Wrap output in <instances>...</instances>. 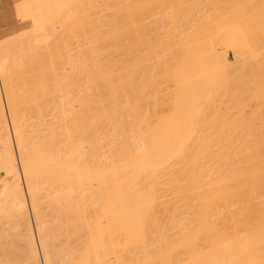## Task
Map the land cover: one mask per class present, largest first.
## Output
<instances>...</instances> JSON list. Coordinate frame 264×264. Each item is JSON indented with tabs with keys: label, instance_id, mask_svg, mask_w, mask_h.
<instances>
[{
	"label": "bare ground",
	"instance_id": "1",
	"mask_svg": "<svg viewBox=\"0 0 264 264\" xmlns=\"http://www.w3.org/2000/svg\"><path fill=\"white\" fill-rule=\"evenodd\" d=\"M83 1L47 0L46 3V0H44L43 2L50 9L48 8V12L42 11L44 14L46 13L45 18L48 21L50 20V24V22L53 23V19L59 21L63 15L66 16V14H69L68 12H72L74 5L72 4L73 6L70 7L71 3L80 4ZM98 1V6L96 4L98 10L106 12L103 15H101L102 12L98 13L101 16L97 17V22L94 23L96 18H93L94 20L91 19L89 23L85 19H88L87 16L91 15L90 11L93 8L88 15L84 14L87 15L84 19L86 22L81 21L86 26L92 24V28L95 24L93 35L97 41L98 51L96 50L95 56L92 55L94 58L92 57L91 67L87 70L88 85L85 87H90L91 93L69 94L71 93L70 90L76 87V82L69 76L70 71L62 69L63 74L65 72L63 79L55 81V73H57L56 70H58L59 65L57 58L60 57L55 58L53 56V59L47 61L48 64L45 63V60V62H37L40 57H43V54L30 47L29 50L21 47V55L23 54V57L29 60L25 63L23 59L24 66L19 67V72L25 73L29 70L32 77L28 80L25 79V81L22 79L21 91L15 93L16 90H13L11 78L16 74H11L13 67L18 66L13 62L15 60H12L13 55L9 52L10 48L8 49L6 44L0 43V88L4 95V104L0 96V169H3L5 173V181L3 180L5 183L2 181L3 186L6 184L0 190V195L4 199L7 198L5 203L2 200L3 198H0V264H41V260L43 264H239L241 254H243L241 253L242 246L247 249L250 245L248 247V250H250L247 251V255H249V252H252L251 243L252 241L253 243L256 242V237L254 238L251 234L254 240L249 237L246 245L241 246L239 234L235 232L236 227H232L235 233L230 227L238 225L237 229H239L238 227L242 223L240 221H243L240 220V213H243V211L241 209L238 213L236 210H231L233 207L230 205L226 208V210L228 209L226 217L223 210L225 205L227 207L230 204L229 201L232 202L237 196L238 201L242 200H239V198L241 196L240 192L245 189L244 187L248 189V191L246 190L247 193L249 192L246 199L250 197L249 200H252L255 194L257 196L260 188H264L263 185L260 186L261 180L264 179L262 177L264 176L262 175L264 174V168H261L264 165L259 167L262 162L264 163V153L260 151L259 154H263L260 157L256 150L259 147L264 150V133L262 131L260 133L262 140L261 137L259 138V131H256L261 127L264 128V125L260 124H264L261 118L264 116L263 111H261L262 104L264 105V97H261L264 94V91H262L264 90V78H262V74L259 75L261 71H258V68L262 65L260 63L264 62V0H189L191 3L187 0L189 4L185 0L184 5L183 0ZM26 2L29 5L26 4L25 7L23 5V8L31 7L30 1ZM42 4L40 8L44 9L46 5L43 7ZM84 4L89 3L84 2ZM92 4L94 6V3ZM242 5H244L243 8H241ZM91 7L92 5L90 9ZM38 8L39 6L33 9L36 11ZM153 8H156L157 11H152ZM224 8L225 13L218 11L220 9L224 10ZM208 11H210V14L207 13ZM73 12L68 16L73 17L71 14L76 13ZM95 12L98 11L95 10ZM95 12L92 11V14H95ZM153 12L158 14L157 17H154L155 21L160 20L163 26L166 27L165 30L163 29L162 39L160 37L158 38L161 40L157 39V41H160H158L160 43L158 50L156 49L158 43L154 44L152 40L150 41V38L148 39L154 31V27L158 28L155 21L147 22L153 20ZM85 13H88V11ZM25 14L27 13L25 12ZM19 15H22V12ZM36 16L35 14L33 17L34 24L37 21L40 22L39 19L42 17L40 14L38 15L40 17ZM143 18L144 20L149 19L146 21L148 26L151 27L154 24L153 31L149 30L150 33L148 29L151 28H145L147 25L146 22H142ZM60 23L61 21L57 24L60 25ZM38 24H35V29L38 26L41 27V23ZM160 26L157 30L161 29ZM74 27L76 28V26ZM89 27L90 25L87 29ZM48 28L50 29V26ZM65 28L67 29V27ZM92 28L90 29L91 32H93ZM35 29H32L34 34L40 28H37L36 31ZM55 29L53 33H55ZM87 29L86 31H89ZM215 32L217 34L216 38L214 37ZM27 33L29 34V31ZM53 33L51 34L53 35ZM22 34L25 35V33ZM58 34L60 35V33ZM52 35H47L48 38L45 39H49ZM219 35L222 41L217 40V42L232 48L234 60H229L223 54V51L217 50L218 43L216 39H219ZM38 36L41 37L39 33ZM44 37L46 36L44 35ZM153 37L156 39V36ZM37 38L33 39L34 43L37 42L34 41ZM15 40L17 41V38ZM39 40V42L42 41ZM248 41L254 42L253 44L250 43L253 46L255 45V49H252L255 51L256 59L254 60H258L255 62L258 67L252 66L254 60H251L253 62H250V64L244 62L243 58L238 57V51L242 49L241 46L245 44L247 46ZM15 42L10 43L16 44L17 42ZM20 42L23 43L24 41ZM58 42L60 43V41ZM52 43L53 46L54 43ZM143 44L147 45L143 46ZM222 44L220 46H224ZM31 46L33 45L31 44ZM97 46L95 45V47ZM17 50L19 49L17 48ZM48 50L50 51L51 47ZM105 50L109 53L108 60L104 59L105 56L102 57ZM156 50L159 52L157 53ZM97 52L99 53L97 54ZM132 53H134V56ZM129 54L132 55L131 58ZM154 55L159 57L157 58ZM66 57L68 58V56ZM150 58L154 59L156 64L151 65ZM84 59L82 60L85 61L86 59ZM147 60L151 64L145 63ZM61 62L63 63V61ZM81 63L80 66H82ZM245 63L250 66L246 68H250L248 72H252L248 73L244 68L245 73H248L247 76H254L255 69L251 71V68H256V71H258V75L257 72L256 75L261 77V79L258 77L260 81L255 80L257 79L256 75L254 76L255 79L250 77L252 81L251 84L249 82L248 84L260 86H256L257 89L256 87L246 86V90L249 92L254 89L251 90V96L245 90V93H243L246 82L244 87L241 86L243 87L240 89L241 93L237 91L240 97L242 95V100L246 93L248 94V99L244 97L247 105L244 100V105L240 102V97L238 98L240 101L236 99L238 94L235 95V98L232 97L241 84L235 87V93L232 87V91L229 89L230 78L231 83H233L242 73L244 74L243 68H241L242 72L239 69L240 74L237 78L234 77L235 75L232 76L233 72L232 74L230 72L232 70L237 71L235 69L236 64H242L241 67H246L243 65ZM150 65L152 67L156 65V68L153 67L155 70ZM25 66L28 70L24 69ZM151 68L152 70H150ZM262 70L264 72V69ZM228 71H230V76L226 73ZM141 72H144V76L143 73L140 75ZM161 74L167 80L165 81L169 82L167 83L168 87H171L170 94L166 93V95H169L166 99L169 97V101H165V98L161 97L165 93L163 91L168 92L169 90H162L164 80H162L163 78L160 79L161 76L159 75ZM244 75L241 76L244 78ZM50 77L53 78L52 81H49ZM240 77L238 79L239 83L242 78ZM243 78L242 80L245 81ZM14 80V83L18 81ZM160 80L163 83H158L162 84L159 85L161 90H158L157 82ZM254 80L255 83H253ZM19 84L20 80L17 85ZM167 84L165 83V85ZM145 85H149L150 88L154 89L152 94L144 96L148 94L145 88H149ZM165 85L164 87H167ZM139 86L143 90H140ZM261 87L262 89H260ZM15 89H18V87H15ZM64 89L68 90L69 93H62ZM144 89L147 92H143ZM150 90L152 89H149V93ZM228 91L230 94L233 92V95L230 96L232 97L231 100L234 99V101H231L233 103H230V97H228V101L225 99ZM159 92L161 100L163 98L164 103H170V106L167 105L170 110L164 109L167 113L161 111L164 114L159 111V108H163L162 105L160 106ZM256 92L258 93L256 94ZM259 92H263V94L261 95ZM222 96L225 97H223L225 100L221 99ZM252 96L253 98L257 96L256 98L262 104L259 105L260 103L255 98L254 100L258 104L253 107L248 101L253 100ZM218 97H220V101H224L219 103H225L223 108L229 102L227 108H230L231 113L234 107L232 105L229 107V104L235 105L234 102H236V105L239 106L235 107H241V109H236L237 114L234 112L236 115L232 113L229 116V120L233 119L232 121L227 120L228 117L226 118L227 121L225 118L223 119V116L226 117V115H222L223 111L225 110V114L229 113L226 112L228 110L226 108L224 110L222 107L218 108L222 104H216L218 106L216 107L215 102L218 103L219 99L216 100ZM239 102L242 106L238 104ZM157 103H159V108ZM255 103L253 102V105ZM250 105L255 111L257 110L256 112L259 110L261 112L259 111L258 115L256 112H252L254 109L250 112L248 110L251 108ZM5 107L8 118L5 115L7 114L4 111ZM247 107V112L243 113ZM242 109L244 110L242 111ZM240 112L241 114H239ZM245 114L254 117V120L260 118L262 122L257 120V123L248 116V120L245 121V116H242ZM254 114L257 117L252 116ZM233 115L236 116L235 119ZM237 115L241 116L238 124H241L244 118V126L246 125L245 122L250 127L249 129L254 125L255 130L252 131V128V132H249L248 126L247 130L245 127L243 130L247 131L246 135L249 133L247 137L251 143L253 142L251 137L255 140L258 138L257 143L260 141L259 144L255 142L251 144L252 146L256 144L258 148L254 146L255 150L250 147L251 145L248 144L250 141L248 142V140L246 144L251 149H247L248 146L246 145L241 150L237 148V146L242 147L239 145L247 139L246 135H243L244 131L242 133V130H240L243 126L240 125V128L237 126L236 118L239 117ZM224 121L230 123H228L229 126L226 125L227 129ZM253 121L257 126L261 125L260 128L256 129ZM228 129L229 131H226ZM231 129L233 133L239 129V134L241 132V135H243L241 137L246 138L245 141H242L239 135L237 137L241 138V143L240 139L238 142V138L235 141L234 138L236 137L234 136V140H229L228 135L232 138L231 135L226 134L225 136V133L230 132ZM253 132L254 135L257 134L256 137L251 135ZM227 139L231 142L233 140L234 145L231 143L226 145L223 141ZM261 143L262 146H260ZM228 144L230 147L236 146L234 147L235 150H232L233 148L231 147V149ZM106 146L108 148H105ZM236 149L239 151H236ZM234 152L238 153L235 154ZM243 153L246 155L243 156ZM232 154H235L236 157ZM237 154L242 155L243 159L247 156L245 157L247 161L244 159L245 166H242V168L239 167L243 163L242 157H238L239 160H242V162L241 160L238 162ZM231 155L237 159L235 162ZM248 157L250 159L256 158L250 160ZM259 158L261 159L258 160ZM226 161L227 163L231 161L232 164H226ZM258 161H261V164L259 163L257 166L255 162ZM238 163L240 164L238 165ZM247 163L252 164V170H249L252 167L251 164L249 167ZM236 164L239 167L238 170L234 168ZM228 165H233V168ZM243 168H245V172L241 170ZM228 169L230 172H228ZM234 169H236L235 172ZM258 169L260 174L257 171ZM238 173L243 176L244 180L251 173L252 177H249V179L251 181L252 178V181L247 183L248 178L245 181L241 180L242 185L243 182L245 184L240 186L241 177ZM245 174L246 176H244ZM257 181L259 183L256 184ZM227 182H230L228 187L234 186V188L229 187L230 190L228 191L226 189ZM231 184L234 185L231 186ZM252 184H256V187L259 185L257 187H260L259 190ZM238 185L243 189L239 190ZM247 186L249 188L250 186L251 188L252 186L255 187L258 191L255 188V190L250 189L257 191V193L250 192ZM5 190L7 191L5 192ZM244 192L245 190L242 194ZM41 198L44 199L45 204L43 210H49L46 211L50 215L48 223L47 220L42 219L37 205L38 200V202L42 201ZM255 199L253 198V200ZM227 200L229 201L227 202ZM250 202L246 200L245 203L252 204ZM239 203L236 202V205L234 202L237 207ZM254 203L256 204V202ZM242 206L244 209V205ZM242 206L240 205V207ZM229 208L230 214H228ZM161 211L164 214L163 212L161 214ZM235 213L239 214L238 221ZM181 214L186 215L182 217ZM229 215L232 217L229 218ZM223 217L227 218V221L228 218L232 219L229 220L232 225L228 223L229 228L232 230L231 232L229 229L230 234L226 231ZM244 217L245 215L242 219ZM262 217L263 215H261V220ZM184 218L188 220L184 221ZM3 220L4 225L9 224L5 225L8 226L7 228L2 227L4 226L1 224ZM170 231L172 232L170 233ZM11 236L12 238L15 237V240H13L16 243L19 242V245H11V242H13ZM260 238L264 240V235ZM14 242L13 244H15ZM262 256L264 257V255Z\"/></svg>",
	"mask_w": 264,
	"mask_h": 264
},
{
	"label": "rangeland",
	"instance_id": "2",
	"mask_svg": "<svg viewBox=\"0 0 264 264\" xmlns=\"http://www.w3.org/2000/svg\"><path fill=\"white\" fill-rule=\"evenodd\" d=\"M26 1H30V6L33 7V8H34V7H38V6H39V8H40V7H41L40 5H41L42 3H43V4H42L43 7L46 5V4L43 2L44 0H43V1L41 0V2H42L41 4H40V0H37L36 2H35L34 0H33V1H32V0H26ZM26 1L23 2V0H0V16H1V17H0V43H1V44H6V46H8V49L10 48V49H9V50H10L9 52L11 53V55H13V59H12V56H11V59H12V60H15V61H13V62L16 63L17 66H18V67H16V65H15V66L13 67L15 70L13 69V72H12V74H11V75H15V74H16V75L13 76V77H14V79L18 80V81H16V82L14 83L15 80L13 79V77L11 78V82H13V83H12V84H13V90H16L15 93H20V91H21V87H22L21 84L23 83V82H22L23 80L25 81V79L28 80V79H30V78L32 77L31 74H29L30 72H29V70L27 69V66L24 67V69H27V70H28L27 72H25V73L22 72L23 74H22L21 72H19L20 68L24 66V64H23L24 60H25V63H27V61L29 60V59H27V58H24V57H23V54L21 55V49H22V48H25L26 50H29L30 48H34L35 51H38L39 53L43 54V57H40V58L37 60V62H38V61H39V62H45V61H46L45 63L48 64V62H49L51 59H53L54 57H55V58H56L57 56L60 57V58H57V60L59 61V62H58L59 65H58V67H57L58 70H56L57 73H55V77H56L55 79H56V80H55V79H54V80H55V81H58L57 79H61V80H62L63 77H64V74H65V72H64V74H63V70L65 69V70L70 71V72H69V73H70L69 76L74 80V82L77 83V85H76V83H75V86L77 87V89H76V87H75V88H74L75 90H74V89H73V90H70L71 93H69L68 90L64 89V90L62 91V93L68 92V93L71 94V95H74L75 93L78 94V93H81V92H83V93H91L92 90H90V87H88L89 89H88V88H85V87H87L86 85H88V82H87V78H88L87 70L91 67V63H92V61H93L92 59L94 58L93 56H95V54H96V50L98 49L97 41L95 40V36L93 35V34L95 33V32L93 31V30H94L93 28H95V27H94V26H95L94 23L97 22V21H96V20H97V17L103 15V13L106 12V11H103V12L101 11V12H102V13H101V12L98 10V7H97V6H98L99 1L97 0V1H98V3H97L96 0H95V2H94V0H92V1H91V0H88L89 2L86 1V0H85V1L82 0L83 3H80L81 5L75 3V2H77V1L74 2L76 5H75L74 3H71V6H70V7H72V6L74 5V6L72 7V10H73V11L75 10L74 12H76V13H74V12L72 11V12L74 13V14H71V15H73V17H72L71 15H70L71 17H69L68 15H69L70 13H72V12H68L69 14H66V16L69 17V18H67L66 16L63 15V16H62V19L60 18V20H59V21H61L60 25H58V24H59V21H58V20H55V19H53L54 21L51 20L53 23L56 21V22H55L56 25L54 24L55 26H54L53 23H51V22H50V24H49V21H50V20L48 21V19L45 18V14H46V13L44 14L43 11L48 12V10L50 9L48 5L45 6V8H44L45 10H44L43 8H40L41 10L38 8V10L35 11V9H37V8H35V9H33V8H31V7L23 8V5H24V7H25L26 4L29 5V3L26 2ZM70 1H71V0H70ZM82 1L80 0V2H82ZM90 1H91V4H90ZM183 1H184V2H183V5H184V4H185V0H183ZM186 1H187V0H186ZM188 1H189V0H188ZM188 1H187V3H188ZM18 2H19V3H18ZM25 2H26V3H25ZM34 2H35V3H34ZM84 2H85L86 4H87V3H89V4L85 5ZM32 3H33V4H32ZM37 3H38V5H37ZM46 3H47V0H46ZM92 3H94V6H93ZM189 3H191V2L189 1ZM189 3H188V4H189ZM238 3H239V2H238ZM243 3H244V2H243ZM72 4H73V5H72ZM96 4H97V6H96ZM222 4H224V3L222 2ZM240 4H241V2H240ZM21 5H22V6H21ZM35 5H36V6H35ZM79 5H80L81 7H80ZM91 5H92V7H91V9H90V6H91ZM207 5H208V4H207ZM209 5H210V4H209ZM77 6H78L79 8H76ZM186 6H187V4H186ZM243 6H244V5H242L241 8H243ZM18 7H19V8H18ZM74 7H75V8H74ZM83 7H84V8H83ZM87 7H88V8H87ZM195 7H196V6H195ZM195 7H194V8H195ZM20 8H21V9H20ZM22 8H23V9H22ZM27 8H28V9H27ZM46 8H47V9H46ZM48 8H49V9H48ZM85 8H86V9H85ZM93 8H94V9H93ZM4 9H5V10H4ZM32 9H33V10H32ZM84 9H85L86 11H88V13H85L86 11L84 12V11H83ZM92 9H93V10H92ZM221 9H222V8H221ZM221 9L218 10V11H219V12H222V11H223L222 13H225V12H224V11H226L225 8H224V10H221ZM19 10H20V11H19ZM25 10H26V11H25ZM27 10H28V11H27ZM39 10H40V12L38 13ZM42 10H43V11H42ZM90 10H92V11H94V12H95V10H96V11H98V12H95V14H92V11H90ZM23 11H24V12H23ZM29 11H31V12H29ZM78 11H80V12H78ZM81 11H82V12H81ZM89 11L91 12V15H90V16L88 15V14L90 13ZM152 11H155V12H156L157 10H156V8H153ZM212 11H213V10H212ZM214 11H215V10H214ZM19 12H20V13H19ZM21 12H22V15H19V14H21ZM25 12H26L27 14H25ZM83 12H84V13H83ZM155 12H153V13H154V15H153V17H152L153 20H151V21H147V20H149L148 18H147V19L145 18L146 20H144V18H143L142 22H143V21H144V22L147 21V22L149 23V22L155 21L156 19H154V17H157V16H158V14H156ZM34 13H35L37 16H38L39 14L42 15V17L44 16L43 18L41 17V19H39V20H41L40 22H39V21L36 22L37 25H39L38 23H41V24H40L41 27H40V26L37 27V25H36V27H37V28H40L39 30L43 29L42 31H39V30L36 28V29L39 31V32H38V31H36V29H35V24H36V23L34 24V21H33V19H34L33 17L35 16ZM82 13H83V14H82ZM96 13H97V16H96ZM98 13H101V15H100V14L98 15ZM207 13L210 14V11H208ZM211 13H213V12H211ZM226 13H227V12H226ZM28 14H29V16H28ZM31 14H32V17H31ZM43 14H44V15H43ZM84 14H87L88 16H87V15H84ZM25 15H26V16H25ZM81 15H82V16H81ZM22 16H23V17H22ZM37 16H36V17H37ZM80 16L82 17V19H81ZM85 16H87L88 19H85ZM91 16H92V17H91ZM38 17H40V16H38ZM64 17H65V18H64ZM74 17H75V18H74ZM89 17H90V19H89ZM70 18H71V20L73 19L72 22H71ZM78 18H79V19H78ZM93 18H94V19L96 18L95 21H94V23H93V24H94L93 28L91 27L92 24H88V25L86 26V24L83 23V22H86L85 20H88V22L90 23V20L93 19ZM43 19H44V21H43ZM63 19H64V20H63ZM65 19H66V20H65ZM68 19H69V20H68ZM84 19H85V20H84ZM94 19H93V20H94ZM46 20H47V21H46ZM76 20H77V21H76ZM93 20H92V22H93ZM35 21H36V20H35ZM42 21H43V22H42ZM62 21H63V22H62ZM78 21H79V22H78ZM81 21H83V22H81ZM159 21H160V20H157V22L155 21V23L157 24L158 28H159L160 25L163 27V28H162V27L160 26L161 29H159V30H157L158 28L154 27V31H153V29H152L153 26H154L153 23H152L153 25H152L151 27L147 25V22H146V25H147V26L145 25V26H146L145 28H147V27L151 28V29H148V32H149V33H150V31H153V32H154V33L152 32L151 35L148 37V39L150 38V41L152 40L154 44L158 43V41L162 39V34H163L164 30L166 29V27L163 26V23L160 21V23H162V24H160ZM45 22H46V23H45ZM47 22H48V23H47ZM65 22H67V23H65ZM69 22L71 23V26H70V23H69ZM76 22H77V23H76ZM88 22H87V23H88ZM57 23H58V24H57ZM68 23H69V24H68ZM79 23H80V24H79ZM82 23H83V26H82ZM48 24H49V25H48ZM66 24H67V25H66ZM44 25H45V26H44ZM52 25H53L54 27H53ZM65 25H66V26H65ZM89 25H90V27L92 28V31H93V32H91V30H90L91 28H90V27H89V29H87ZM150 25H151V23H150ZM48 26H50V29L48 28ZM61 26H62V27H61ZM64 26L67 27V29H66ZM74 26H76L77 29H76ZM77 26H78V27H77ZM43 27L45 28V30H44ZM68 27H69V29H68ZM71 27H72V28H71ZM79 27H80V28H79ZM51 28H53V29H51ZM55 28L57 29V31H56ZM70 28H71V29H70ZM73 28H74V29H73ZM82 28L85 29V30H83ZM155 28H156V29H155ZM32 29H33V30L35 29V31H36L35 34L33 33V30H32ZM46 29H47V30H46ZM54 29H55V33H53ZM58 29H59V30H58ZM64 29H66V30H65L64 32H61V31H63ZM80 29H81V31H80ZM86 29L89 30V31H86ZM163 29H164V30H163ZM30 30H32V31H30ZM49 30H50V31H49ZM69 30H70V31H69ZM72 30H73V32H71ZM78 30H79V32H78ZM149 30H150V31H149ZM161 30H163V31H161ZM28 31H29V34L27 33ZM35 31H34V32H35ZM43 31H44V32H43ZM68 31H69V32H68ZM146 31H147V29H146ZM157 31H158V32H157ZM30 32H31L32 34H31ZM37 32L39 33V35H40L41 37L38 36V33H37ZM83 32H84V33H83ZM148 32H147V34H149ZM22 33H25V35H23ZM40 33H41V34H40ZM49 33H50V34H49ZM51 33H53L54 36H53ZM58 33H60V35H59ZM67 33H68V34H67ZM156 33H158L159 36H158V34L156 35ZM160 33H161V35H160ZM217 33L219 34V32H217ZM21 34L23 35V38H22ZM26 34H28V35H26ZM33 34H34V36H33ZM43 34H44L46 37H44ZM61 34H62V36H61ZM71 34H72V35H71ZM153 34H154V35H153ZM205 34H206V33H205ZM213 34H214V33H213ZM215 34H216V32H215ZM47 35H49V36L52 35L53 37L51 36L49 39H45V38H48ZM56 35H57V37H56ZM69 35H70V36H69ZM73 35H74V36H73ZM152 35H153V36H156V39H154L155 37H153ZM220 35H221V34H220ZM220 35L218 36L219 39H216V42H217V40H219L220 42L222 41V40H220V39H221V38H220ZM18 36H20V37L18 38ZM25 36H26L27 38H26ZM30 36H31V38H32V37H33V38H32V39H31V38L29 39ZM35 36L38 37V38H37V40H34V41H37V42L34 43V42H33V39L36 38ZM59 36H60V37H59ZM147 36H148V35H147ZM212 36H213V35H212ZM212 36H211V37H212ZM216 36H217V34H216L214 37L216 38ZM158 37H160L161 39L158 38ZM214 37H213V40H214ZM16 38H17V41L15 40ZM51 38H52V41H51ZM58 38H59V39H58ZM26 39H27V40H26ZM39 39H41L42 41L39 42V41H40ZM43 39H44V41H46V42H47V40H49V41H48L47 43H45V42L43 41ZM53 39H54V40H53ZM55 39H58V40H55ZM62 39H63V40H62ZM65 39H66V40H65ZM92 39H93V40H92ZM153 39H154L156 42H155ZM157 39H159V40L157 41ZM25 40L28 41V43H26ZM15 41H16L18 44H17ZM18 41H19V42H20V41H24L25 43H24V42H23V43H22V42L19 43ZM29 41H30V42H29ZM54 41H55V42H54ZM58 41H60V43H59ZM66 41H67V42H66ZM92 41H93V42H92ZM94 41H95V42H94ZM10 42H11V43L15 42L16 44H11ZM32 42H33L34 44H33ZM38 42H39V44H38ZM52 42H53L54 44H53ZM159 42H160V41H159ZM198 42H199V41H198ZM213 42L215 43V40H214ZM220 42H219V43H220ZM223 42H224V41H223ZM250 42L252 43V41H250ZM250 42H249V41L247 42V44H248L247 46H245L246 44H245L244 46H241L242 49H241L240 51H238V55H239L238 57L243 58V61H244V62H247V63H250V62L252 63L253 61H251V60L256 59V58H255V57H256V54H255V51L253 50V49H255V45H254V46L252 45L254 42H253L252 44H251ZM7 43H8V45H7ZM9 43H10V44H9ZM30 43H31L33 46H31ZM51 43L53 44V46L51 45ZM85 43H86V44H85ZM93 43H95V44H93ZM195 43H197V42H195ZM217 43H218V42H217ZM217 43H216V44H217ZM219 43H218L219 46H218V45H217V46L215 45V46L217 47V50H218V51L220 50L221 52L223 51V52H224L223 54H225V56H226L229 60H231V61L234 60V52H233L232 48H228L229 46L226 47L227 45L222 44V43H221V44L224 45V46H220L221 44H219ZM36 44H37V45H36ZM40 44H43V45H40ZM45 44H46V45H45ZM59 44H60V45H59ZM92 44H93L94 46H93ZM249 44H250L251 46H250ZM9 45H10V47H9ZM13 45H14V46H13ZM19 45H20V46H19ZM65 45H66V46H65ZM86 45H87V47H86ZM88 45H89V46H88ZM95 45H96L97 47H95ZM144 45L146 46L147 44H143V46H144ZM158 45H159V46H158ZM12 46H13V47H12ZM35 46H36V47H35ZM41 46H42L43 49L41 48ZM59 46H60V47H59ZM62 46H64V47H62ZM252 46H253V47H252ZM11 47H12V48H11ZM21 47H22V48H21ZM26 47H27V48H26ZM29 47H30V48H29ZM47 47H48V48H47ZM50 47H51V50H50L51 52H50L49 50H48V51H49V55H50V54H51V55H50V57H49L47 49H50ZM54 47H55V49H54ZM158 47H160V43L157 44V48H156V45H155V48H156L157 50L159 49ZM13 48H14V51L12 52ZM17 48H18L20 51L17 50ZM57 48H58V49H57ZM60 48H61V49H60ZM85 48H86V49H85ZM92 48L94 49L95 52L93 51ZM224 48H225V49H224ZM226 48H227V49H226ZM252 48H253V49H252ZM222 49H223V50H222ZM41 50H42V52H41ZM84 50H86L87 53H86V51H84ZM157 50H156V52H157ZM57 51H58V52H57ZM61 51H62V52H61ZM82 51H84L85 53L82 52ZM90 51H91V52H90ZM97 51H98V50H97ZM130 51H133V50H130ZM142 51H144V50H142ZM65 52H66V53H65ZM92 52H93V53H92ZM133 52H134V51H133ZM158 52H159V51H158ZM158 52H157V53H158ZM12 53H13V54H12ZM14 53H15V54H14ZM39 53H38V54H39ZM46 53H47V54H46ZM53 53H54V54H53ZM63 53H64V54H63ZM83 53H84V56H83ZM98 53H99V52H97V54H98ZM62 54H63V55H62ZM133 54H134V53H132V55H133ZM159 54H160V53H159ZM159 54H158V55H159ZM16 55H17V56H16ZM19 55H20V57H19ZM65 55L68 56V58H67ZM80 55H81V57H80ZM86 55H87V57H86ZM92 55H93V56H92ZM102 55H103L102 57H104V56L106 57V58L104 57L105 60H108V58H109V53L107 52V50H105L104 53H103ZM129 55H130V54H129ZM132 55H130L129 57L131 58ZM158 55H157V56L154 55V56H156V57L158 58V57H159ZM14 56H15V57H14ZM21 56H22V57H21ZM53 56H54V57H53ZM62 56H63V57H62ZM133 56H134V55H133ZM154 56H153V58H154ZM16 57H17V58H16ZM51 57H52V58H51ZM79 57H80V58H79ZM83 57H84L86 60H85ZM92 57H93V58H92ZM156 57H155V59H156ZM20 58H21V59H20ZM49 58H50V59H49ZM132 58H134V57H132ZM23 59H24V60H23ZM42 59H43V60H42ZM46 59H47V60H46ZM59 59H60V60H59ZM80 59H81V60H80ZM82 59H84L85 61H83ZM257 59H258V58H257ZM12 60H11V62H12ZM16 60H17V61H16ZM40 60H41V61H40ZM44 60H45V61H44ZM130 60H132V59H130ZM150 60L152 61V64H151V62L148 61V60H147L148 62L145 61V63L153 65V64L155 63V60H154V59H151V58H150ZM157 60H158V59H157ZM157 60H156V61H157ZM18 61H19V62H18ZM21 61H22V63H21ZM47 61H48V62H47ZM61 61H63V63H62ZM82 61H83V62H82ZM132 61H133V60H132ZM153 61H154V62H153ZM248 61H249V62H248ZM256 61H258V60H256ZM256 61L254 60V62H253L254 64H252V66H253V65L256 66V64H255ZM81 62H82V63H81ZM241 62H242V61H241ZM259 62H260V61H259ZM259 62H258V63H259ZM61 63H62V64H61ZM80 63H81L82 66H80ZM239 63H240V62H239ZM251 63H250V64H251ZM263 63H264V62H263ZM263 63L261 62L260 64L264 65ZM18 64H20V65H18ZM64 64H65V65H64ZM76 64H78V65H76ZM155 64H156V63H155ZM260 64H259V65H260ZM151 65H150V67H152ZM241 65H242V64H241ZM241 65L236 64V68H235V69L238 71V73H236L237 71H233V70H232L231 72L228 71V72H226V73L229 74V72H230V74H232V72H233L232 76L235 75L234 77L237 78V77H238V74H240L241 68H243L242 71L244 72L245 75H244L243 73H242L241 75H242V76L244 75L246 78H245V77L243 78L241 75H240V76H241L245 81H243L242 78L239 76V77L241 78V80H239L240 83L238 82V79H239V77H238L236 80L233 78V79L236 81V82L233 81V83H234V84H233V83H231V78H230V81H229V82H230V85H229L230 88H229V89L231 90V89L233 88L232 90H234V93H235V90H236L235 87H236V86H239L240 84H241V85H240L239 87H237L236 93H235L234 95H233V92H231V94H230V92H229L230 90H229V91L227 92L229 96L226 95V96H225L226 98H225L224 96H222V98H221L222 100H225V99H226V101H228L227 99H229L228 97H230L231 95H233L232 97L235 98V95L238 94L237 91H238V92L240 91L239 93H241V90H240V89L244 87V83H245V82H246L247 84H245V88H243V93H245V91H246V92H249V91L246 90V86H247V87H248V86H249V87L251 86V88H253V87L255 88L257 85H255V84H254V86H252L253 84L250 85V84H251V81H252V80L250 79V77H253L252 79H255L254 76L256 75V72H257V75H258V71H259V72L261 71V73H260L259 75L262 74V78H264V76H263L264 72H263V70H262V69H264V66H263V68H261L262 65H260L261 70H260V68H258V71H256V70H257L256 68H251V71H253V69H255V72L253 73V75H254V74H255V75H254V76H251V75H250V76H249V75L247 76L248 73H252V72H248V69L250 70V68L246 69L247 67H250V66H248L249 64H248V65H247L246 63L243 64V65H245L246 67H244V66L241 67ZM63 66H64V67H63ZM78 66H79L80 68H79ZM237 66H239L240 68H239V67L237 68ZM252 66H251V67H252ZM254 66H253V67H254ZM19 67H20V68H19ZM61 67H62V68H61ZM84 67H85V68H84ZM153 67L156 68V65L153 66ZM153 67H152V68H153ZM256 67H258V64H257ZM152 68H151L150 70H152ZM162 68H164V67H162ZM244 68L247 70L248 73H245L246 70H244ZM62 69H63V70H62ZM83 69H84V70H83ZM153 69H154V68H153ZM239 69H240V71H239ZM154 70H155V69H154ZM161 70H162V69H161ZM14 71H15V73H14ZM17 71H18V72H17ZM24 71H25V70H24ZM61 71H62V72H61ZM242 71H241V72H242ZM83 72H84V73H83ZM158 72H159V69H158ZM158 72H157V73H158ZM161 72H162V71H161ZM161 72H160V73H161ZM17 73H18V74H17ZM142 73H143V76H144V72H141L140 75H142ZM21 74H22V75H21ZM230 74H229V76H230ZM23 75H26V76H23ZM157 75H158V74H157ZM163 75H165V73H163ZM163 75L161 74V75H159V76H161L160 79L163 78L162 80H164V84H163V85H162V84H158L159 82H160V83H163L162 80L158 81V82H157V84H158V87H157V88H158V90H161V89H159V87L162 85V86H163V89H162V90H164V89H165V90H168V89H169L168 92H167V91H163V92H165V93H163L162 91H160V92L163 93L161 97L165 98V101H167V100L169 101V97H168V99H166V97L169 96V95H166V93H169V94H170V88H171V87H168L169 85H168L167 83H169V82H166L167 80L163 77ZM257 75H256V76H257ZM58 76H59V77H58ZM226 76H227V74H226ZM229 76H227V77H229ZM232 76H231V77H232ZM15 77H16V78H15ZM21 77H22V78H21ZM25 77H26V78H25ZM48 77H49V75H48ZM61 77H62V78H61ZM157 77H158V76H157ZM258 77H260V76H257V77H256V78H257V79H255L256 81H260V80H258ZM247 78H248V80H247ZM22 79H23V80H22ZM140 79L142 80V77H141ZM157 79L159 80V77H158ZM228 79H229V78H228ZM233 79H232V80H233ZM249 79H250V80H249ZM260 79H261V77H260ZM19 80H20V84L17 85V84L19 83ZM50 80L52 81L53 78L50 77V78H49V81H50ZM165 80H166V81H165ZM255 80H254L253 83H255ZM1 81H2V79H1ZM59 81H60V80H59ZM241 81H243V82H241ZM262 81H263V79H262ZM248 82H249L250 84H248ZM16 83H17V84H16ZM140 83H142V82H140ZM140 83H139V84H140ZM165 83H166L167 85H165ZM259 83H261V82H259ZM262 83H263V82H262ZM78 84H79V85H78ZM232 84H233V85H232ZM236 84H237V85H236ZM159 85H160V86H159ZM164 85L167 86V87H164ZM231 85H232V86H231ZM258 85H259V84H258ZM261 85H263V84H261ZM145 86H147V85H145ZM148 86H149V85H148ZM148 86H147V87H148ZM241 86H243V87H241ZM15 87H16V88L18 87V89H15ZM139 87H140V86H139ZM139 87H138V88H139ZM142 87H143V86H142ZM231 87H232V88H231ZM257 87H260V86H257ZM257 87H256V89H257ZM263 87H264V86H263ZM80 88H81V89H80ZM161 88H162V87H161ZM141 89L143 90V88L140 87V90H141ZM145 89H146L148 92H147ZM145 89H144L143 92H147L148 94L146 93L147 95H144V96H148L149 94H152V93H153V90H154L153 88H150V86H149V88H145ZM149 89H152V90H150V93H149ZM256 89H255V90H256ZM260 89H262V87H261ZM263 89H264V88H263ZM89 90H90V91H89ZM232 90H231V91H232ZM244 90H245V91H244ZM248 90H249V88H248ZM251 90H254V89H251ZM251 90H250V92H249V94H250L249 96H251ZM1 91H2V89L0 88V96H1V99H2V103H3V97H4V95H3V91H2V92H1ZM262 91H264V90H262ZM160 92L158 93V97H159V98H160ZM252 92H253V91H252ZM243 93H242V94H243ZM253 93H254V92H253ZM253 93H252V94H253ZM257 93H258V92H256V94H257ZM259 93H260V92H259ZM143 94H144V93H143ZM222 94H223V93H222ZM260 94L262 95L263 92L260 93ZM163 95H166V96L164 97ZM224 95H225V94H224ZM243 95H244V94H243ZM246 95H247V96H246ZM246 95H245L244 97H245V99H246V98L248 99V94L246 93ZM254 95H255V93H254ZM258 95H259V94H258ZM263 95H264V94H263ZM263 95H262L261 97H264ZM158 97H157V99H158ZM220 97H221V96H220ZM220 97L216 98V100L219 99V101H218V103L215 102V105H216V104H217V105H218V104H219V105L222 104V105L219 106V107L216 105V107H218V108H221V107H222L223 110H224L225 108L228 109L226 112H228L229 114H227V113L225 114V112H224L225 110H224L222 115H226V117L223 116V119L225 118V120H226V118L228 117L227 120H229V119H230L229 116H231L232 113L234 114V112L236 113V111H237L236 109L239 108V107L236 108L235 106H239V105H236V102H234L235 105H234V104H229V107L232 105V107L235 108V110H234V108H233V111H232V113H231V110L229 111L230 108H227L229 102L226 103L227 105L223 108V106L225 105V103H219V102H224V101H220ZM223 97H224L225 99H224ZM232 97H230V103H233V102H231V101H234V99L231 100ZM236 97H237L236 99L239 100V101H240V99H241L240 102H242L243 105H244V102H243V100L245 101L244 97H243V100H242V98H241L242 95H241V97H240V94H238V96L236 95ZM239 97H240V99H238ZM254 97H255V96H254ZM256 97H257V96H256ZM256 97H255V98H256ZM145 98H146V97H145ZM149 98H150V97H149ZM163 98H162V100H161V98H160V101H161V102H163V100H164ZM249 98H250V97H249ZM252 98H253V96H252ZM255 98H253V100H254ZM147 99H148V98H147ZM147 99H145V100L147 101ZM250 99H251V98H250ZM256 99H257V98H256ZM261 99H262V98H261ZM261 99H260V100H261ZM263 99H264V98H263ZM148 100H150V99H148ZM216 100H215V101H216ZM237 100H236V101H237ZM253 100H248V101L250 102V104H251L253 107H255L256 104L260 103L259 99H257V100H258V103H257V101H255V100L253 101ZM157 101H158V100H157ZM161 102H160V106L162 105V106H161V107H163L162 109L159 108V106H158L159 103H157V107L159 108L160 113L165 112L164 109H165V110H170V109H169L170 107L167 108V107H168L167 105L170 106V103H169V102H166V103L163 102L164 104L161 103ZM240 102H239L238 104H241ZM245 102H246V105H247V101H245ZM249 102H248V107H249ZM253 102H256L255 105H253ZM167 103H169V104H167ZM263 103H264V101H263ZM3 104H4V103H3ZM165 104H166V105H165ZM261 104H262V102H261L259 105H261ZM163 105H164V106H163ZM233 105H234V106H233ZM246 105H245V106H246ZM251 105H250L251 108H249V109H248V107L245 108V110L242 109V111H243V110L245 111V112L243 111V113H246V112H247V109L251 112V110L254 109V108H252ZM3 106H4V105H3ZM241 106H242V104H241ZM262 106L264 107L263 104H262ZM47 107H49V106L47 105ZM165 107H166V108H165ZM260 107H261V106H260ZM263 107H262V109H263ZM243 108H244V107H243ZM257 108H258V107H257ZM239 109H241V107H240ZM262 109H261V111H263V113H264V109H263V110H262ZM258 110H259V109H258ZM4 111H5V113H7V111H6V107L4 108ZM161 111H163V112H161ZM239 111H241V110H239ZM239 111H238V112H239ZM242 111H241V112H242ZM249 111H248V114H249ZM256 111H257V110H256ZM256 111H255V109H254V111H252V112H256ZM259 111H260V110H259ZM259 111L256 112L257 115L261 112V111H260V112H259ZM221 112H222V110H221ZM241 112H240L239 114H241ZM165 113H167V111H166ZM263 113H261V115H263ZM163 114H164V113H163ZM236 114H237V113H236ZM236 114H234V115H236ZM248 114H247V116H248ZM251 114H253V113H251ZM251 114H250V115H251ZM5 115H6V117L8 118V113L5 114ZM234 115H233V117H234ZM257 115L254 114V115H252V116L257 117ZM238 116H239V117H238ZM242 116H245V121L248 120V117H251V116H248V117H247L246 114H245V115H242ZM235 117H236V116H235ZM235 117H234V119H235ZM237 117H238V118H236V119H237V120H236V121H237V122H236V123H237V126H239V128H240V125L243 126V127L240 128V130H242V133H243V131H244L245 129L247 130V126H248V125H247V122H245L246 125L244 126V124H243V122H244V118H243V120H242L243 122H242L241 124H240V123L238 124L239 119H240L241 116H240V115H237ZM246 117H247V118H246ZM259 117H260V115H259ZM259 117H258V118H259ZM263 117H264V116H262L261 118H262L263 123H264V118H263ZM251 118H252V117H251ZM251 118H249V119H251ZM7 120H8V119H7ZM227 120H226V121H227ZM232 120H233V119H232ZM232 120H229V121H232ZM240 120H241V119H240ZM251 120H254V117H253ZM257 120H259V122H262V120H261L260 118H259V119L256 118V120H254V121L258 123ZM229 121L226 122L227 124H226L225 121H224L225 126H226V125L229 126V125H228ZM254 121H253V122H254ZM240 122H241V121H240ZM253 122H251V123L253 124ZM255 122H254V124H255ZM248 123H249V121H248ZM229 124H230V123H229ZM260 124H261V125H264V124H262V123H260ZM255 125H256V129L260 128L259 126H261V125H258V126H257V124H255ZM227 126L225 127L226 129H227ZM250 126H251V125H250ZM244 127H245V129L243 130ZM9 128H10V127H9ZM249 128H250V127L248 126V129H249ZM252 128H253L252 131H254V130H255L254 125H252ZM252 128H251V129H252ZM261 128H262V129H261ZM261 128H260L261 130H260V129L256 130L257 132L259 131V132H258L259 135H260L259 138L261 137V134H260L261 131H262V133H264V130H263L264 128H263V127H261ZM229 129H230V128H229ZM229 129L226 130V131H229ZM251 129H249V132H252ZM238 130H239V129H238ZM238 130H236V132L233 130V131H234V133H233V132H232V129H231V130H230L231 133H230V132H227V133H225V136H226V134H230L232 138H230L229 135H228V139L231 140V139H233L234 137H236V138H234L235 141H236V139L238 138L237 135H239L240 137L243 136V135H246L245 133H246L247 131H246V132L244 131L243 135H241V132H240V134H239V131H238ZM237 131H238V132H237ZM257 132H256V133H257ZM232 133H233V135H232ZM235 133H236V134H235ZM234 134H235L236 136H235ZM247 135H249V133H248ZM247 135H246V138H247V139L244 137V138L246 139V141H245V139H243V138L241 137V138H242V141H245V142H244L245 144L242 142L243 145H242V143H241V138H238V142H239V139H240V143H241V145H239V146H242V147H238V146H237V143H236L235 145L237 146L238 149L240 148V150H241V148L245 147V145L248 146L247 149L250 148V147L253 148L254 146L257 147L256 144H254V146H252L251 144H253V142L257 143L258 138L255 140V138L249 136V137L252 138V141H253V142L251 143V141L248 140ZM251 135H254V132H253ZM256 135H257V134H255L254 136L256 137ZM262 135H263V134H262ZM233 136H234V137H233ZM257 137H258V136H257ZM263 137H264V135H263ZM223 138H224V137H223ZM223 138H222V140H223ZM226 138H227V137H226ZM228 139L226 140V141H228V142H226V141H223V142H224L226 145H227V143H229V144L231 143L232 145H234V144H233V143H234V141H233L234 139L232 140L233 143H232L231 141H229ZM249 139H250V138H249ZM253 139H254V140H253ZM261 139H262V137H261ZM261 139H259V140H261ZM247 140H248V142L250 141V143H248L249 145H251L250 147H249V145L246 144ZM262 140H263V139H262ZM262 140H261V142H262ZM240 143H239V144H240ZM259 143H260V141H259L257 144H259ZM229 144H228V146L230 147ZM263 145H264V144H263ZM228 146H227V147H228ZM236 146H231L233 149H232L231 147H230V148H231L232 150H235L234 147H236ZM258 146H259V145H258ZM260 146H262V143L260 144ZM255 147H254V148H255ZM105 148H108V146H106ZM254 148H253V149H254ZM257 148H258V147H257ZM260 148H261V147H259L258 149H260ZM238 149H236V151H237ZM250 149H251V148H250ZM258 149H256V150L258 151V153L256 152L258 155H260V154H259L260 151H261V152L263 151L262 153H264V150H263L262 148H261L262 150H261V149L258 150ZM242 150H244V149H242ZM254 150H255V149H254ZM254 150H253V151H254ZM238 151H239V150H238ZM250 151H251V150H250ZM250 151H249V152H250ZM242 152H243V151H242ZM249 152H248V153H249ZM261 152H260V153H261ZM234 153L236 154V153H238V152H234ZM239 153H240V152H239ZM245 153H246V152H245ZM235 154H232V155H235ZM232 155H231V157L233 158ZM244 155H246V154L243 153V156H244ZM262 155H263V154H262ZM262 155H260V157H262ZM239 156H240V158L242 157L243 163H242L241 165H239L240 163H238V165H239V167L242 168V166H243V167L245 166V164H244V159H246L245 161H247V158H245V157H247V156H245L244 159H243V156H242V155L237 154V159H238ZM228 157H229V156H228ZM235 157H236V155H235ZM235 157L233 158V159H234V160H233L234 162H235V160H237ZM229 158H230V157H229ZM229 158H228V159H229ZM232 158H231V159H232ZM248 158H249V157H248ZM251 158H254V157H251ZM255 158H256V157H255ZM255 158H254V159H255ZM257 158H258V157H257ZM249 159H250V158H249ZM249 159H248V160H249ZM254 159H250V160H254ZM260 159H261V158H259L258 160H260ZM240 160H241V159H240ZM240 160L238 159L237 161L240 162ZM242 160H241V162H242ZM227 161H229V160H227ZM227 161H226V164H232L231 161H230V163H229V162L227 163ZM233 161H232V162H233ZM255 161H257V160H255ZM253 162H254V161H253ZM253 162H252V164H254ZM245 163H246V162H245ZM255 163H257V164H255V165L258 166L259 163L261 164V161H258V162H255ZM226 164H225V166H226ZM247 164H248V166L250 167V164H251V163H247ZM252 164H251V166H252ZM238 165L236 164V167H234V168H236V169L238 168V169H239V167H237ZM255 165H254V168L256 167ZM263 165H264V163L262 162V165H259V167H261V166H263ZM228 166H230V165H228ZM232 166H233V165H231L230 168H231ZM246 167H247V166H246ZM249 167H247V168H249ZM230 168H229V169H230ZM232 168H233V167H232ZM252 168H253V166H252L251 169H249V170H252ZM261 168H264V166L261 167ZM226 169H227V166H226ZM229 169H228V172H230V170H231V169H230V170H229ZM236 169H234V172H235ZM238 169H237V170H238ZM244 169H245V168H243V169H241V170L244 171ZM256 169H257V168H256ZM259 169H260V168H259ZM259 169L257 170L258 173L260 172ZM246 170H247V169H246ZM254 170H255V169H254ZM232 171H233V169H232ZM226 172H227V171H226ZM228 172H227V173H228ZM244 172H245V171H244ZM244 172H243V173H244ZM253 172H254V171H253ZM261 172H262V171H261ZM236 173H237V172H236ZM251 173H252V172H251ZM251 173L249 174L250 176H248V175L246 176V174L244 175V176H246V178H248L247 180H246V178H245V180L247 181V183H248V182L250 183V182L252 181V178H251V181H250V179H249V177H252L251 175H252L253 173H252V174H251ZM254 173L256 174V172H254ZM238 174H239V173H238ZM247 174H248V173H247ZM259 174H260V173H259ZM4 175H5L4 170H3V169H0V190H2L4 186H6V184H4V186H3V182L5 181V179H4ZM241 175H242V174H241ZM253 175H254V174H253ZM262 175H264V174H262ZM239 176H240V174H239ZM259 176H260V175H259ZM240 177L242 178L243 176H240ZM262 177L264 178V176H262ZM21 178H22V177H21ZM241 178H240V181H241V180L245 181L244 178H242V179H241ZM254 178H255V177H254ZM260 178H261V177H260ZM22 179H23V178H22ZM257 179L259 180V178H257ZM3 180H4V181H3ZM248 180H249V181H248ZM253 180H254V179H253ZM2 181H3V182H2ZM240 181H239V182H240ZM255 181H256V180H255ZM239 182H238V184H239ZM253 182H254V181H253ZM4 183H5V182H4ZM23 183H24V182H23ZM23 183H22V185H23ZM247 183H246V184H247ZM255 183L257 184V183H259V182L257 181V182H255ZM261 183H263V184H261ZM261 183H260V186H262V185L264 186V179L261 180ZM244 184H245V182H243V185H244ZM253 184H254V183H253ZM253 184H252V185H253ZM256 184H255V185H256ZM228 185H230V182H227V184H226V189H227L228 191L230 190V188H232V187L234 188V186H232V185H234V184H231L232 187L229 186L230 188L228 187ZM243 185H242V181H241V182H240V186H243ZM249 185H251V184H249ZM255 185H253V186H255ZM1 186H2V187H1ZM238 186H239V185H238ZM240 186H239V187H240ZM253 186H252V188H251V186H250V188H251V189H254V188L256 187V186H255V187L253 188ZM258 186H259V185H257V187H258ZM257 187H256V188H257ZM244 188H245V189H244V190H245L244 194H242L244 190L241 191V192L239 191L240 194H241V196L244 195V196H242V198H241V196H240V198H239V200H240V199H242V200L238 201V200H237V199H238V198H237L238 196L236 197L235 200H233V201L235 202V204H236V202H240V203L238 204V207L236 206L237 204L235 205L233 201L230 202L229 200H227V202L229 201L230 204H228L227 207H226V205H225V209H224V207H223V209L225 210V211L223 210V212H224L223 214L227 217V212H226V211H228V209L226 210V208H228V206H230V205H231V207H233V209H231V210H236L238 213H240V210L242 209L243 213H242V212L240 213V220H243V221H240V222H242V223H241L240 226L238 227L239 229H237V226H238V225H237V226L235 225V226H231V227H230V228L233 230V232H234V228H232V227H236V228H235V232H237V234H239L238 236H239V239L241 240V242L239 241L241 246H242V245H246V242L249 241V239H248L249 237H250V239H251V238L253 239V237H254V238L256 237V242L254 241L255 244L253 243V241H252L253 244H252L251 242H249V243H251V249H252V252H251V253L249 252V255H250V256L252 255L251 257H250L249 255H247V251L250 250V249L248 250V247H249L250 245L248 244L249 246L247 247V249H244L245 246H242V249L244 250V252H246V254H244V252H243V250H242L241 253H243V254H241V258H240V262H239V264H264V257L262 256V255H264V240H262L263 237H261L262 239L260 238V236H263V235H264V219H263V218H264V191H261L262 189L264 190V188L262 187V189H261V188L259 187L260 190H259V188H257L260 192L255 188V189L258 191V194H257V196H256L255 193H257V191L255 192V191L251 190V189L247 186V188L250 189L249 191H250V192L253 191V193L255 194V197L253 196V198H256V199H255L256 201L253 200L252 196H251L252 200H249L250 197H249V199H246V198L248 197L247 194H248L249 192L247 193L248 189H246V187H244ZM240 189H243V187H242V188L240 187L239 190H240ZM255 189H254V190H255ZM246 190H247V191H246ZM6 191H7V190H5V192H6ZM240 194H239V195H240ZM254 194H252V195H254ZM0 196H1V195H0ZM249 196H250V195H249ZM0 198H1V199L3 198L2 200H4V203L7 201V198L4 199L3 196H1ZM41 199H42V198H41ZM246 200H247V202H248V201H249V202L251 201L250 203H252V204H248V203L246 204V203H245ZM38 201H39V200H38ZM38 201H37V203H38L37 205H38V207H39V209H40L39 211H40L41 217H42V219L47 220L46 222L48 223V221H49V219H50V215H49V212H48V213L46 212L48 209H46V211L43 210V209H44L43 205H45V204H44V199H42L43 202H42V201H41V202H38ZM252 201L256 202V204H255L254 202H252ZM241 202H243V203L241 204ZM0 204H1V202H0ZM253 204H254V205H253ZM240 205H241V206L244 205V209H245V210L243 209V206L240 207ZM247 205H248V207H246ZM41 206H42V207H41ZM249 206H250V207H249ZM239 207H240V208H239ZM254 207H255V208H254ZM234 208H235V209H234ZM246 208H247V209H246ZM253 209H254V210H253ZM249 210L252 211V212H250ZM255 210H256V211H255ZM41 211H42V212H41ZM44 211H45L47 214H46ZM48 211H49V210H48ZM244 211H245V212L247 211V213H245ZM253 211H254V212H253ZM162 212H163V211H161V214H162ZM225 212H226V214H225ZM184 213H186V212H184ZM249 213H250L251 215H250ZM253 213L256 214V215H254ZM163 214H164V212H163ZM228 214H230V208H229V212H228ZM235 214H236V213H235ZM241 214H243V215L241 216ZM181 215H182V217H183V216L185 217L186 214H184V215L181 214ZM187 215H188V214H187ZM236 215H237V214H236ZM244 215H245V217L242 219V217H243ZM261 215H263L262 220H261ZM188 216H189V215H188ZM222 216H223V215H222ZM230 216H231V215H229L228 217L230 218ZM238 216H239V214H238L237 217H236V220H237V221H238V218H239ZM247 216H248V217H247ZM258 216H259V217H258ZM231 217H232V216H231ZM249 217H251V218H249ZM253 217H254V218H253ZM256 217H257L258 219H257ZM46 218H47V219H46ZM186 218L189 219V217H187V216H186ZM186 218H184V221H185V220H186V221L188 220V219H186ZM229 218H228V221L230 220ZM255 218H256V219H255ZM224 219H225V218L223 217V223L225 224L226 231H227L228 234H230V233L232 232V230L229 228V226L232 225V224H230V221H231L232 219H231L229 222L227 221V218H226L225 220H224ZM246 219H247V220H246ZM250 219H251V221H250ZM254 219H255L256 221H255ZM181 220H182V218H181ZM244 220H246V221H244ZM182 221H183V220H182ZM225 221H226V222H225ZM254 221H255V223H254ZM46 222H44V223H46ZM246 222H247V223H246ZM248 222H249V223H248ZM251 222H252V223H251ZM3 223H4V220L2 221L1 224L4 225ZM228 223H229L230 225H228ZM236 223H237V222H236ZM7 224H8V223H7ZM7 224H5V225H7ZM237 224H239V223H237ZM249 224H250V225H249ZM2 225H1V226H2ZM5 225L2 226V227H3V228H7L8 226L6 227ZM8 225H9V224H8ZM229 229H230V231H231L230 233H229ZM171 230H172V229H171ZM172 231H173V230H172ZM172 231H170V233H171ZM235 232H234V233H235ZM238 232H239V233H238ZM168 233H169V232H168ZM251 234H253V237H251ZM254 234H255V235H254ZM235 235H236V234H235ZM11 238H12V236H11ZM258 238H259L260 240H259ZM13 239L15 240V237H13V238L11 239V240L14 242ZM237 239H238V238H237ZM247 239H248V240H247ZM9 240H10V239H9ZM16 240H17V238H16ZM51 240H52V239H51ZM253 240H254V239H253ZM261 240H262V241H261ZM17 241H18V240H17ZM13 242H11V245H14V246H15L16 244L19 245V244H18L19 242H18V243L14 242L15 244H13ZM55 244H57V243H55ZM11 245L9 244V246H11ZM57 245H58V244H57ZM57 245H56V246H57ZM14 246H12V247H14ZM18 247H20V246H18ZM58 247H59V246H58ZM17 249H18V248H17ZM253 256H254V257H253ZM40 259H41V258H40ZM41 264H43V263H42V260H41Z\"/></svg>",
	"mask_w": 264,
	"mask_h": 264
},
{
	"label": "crops",
	"instance_id": "3",
	"mask_svg": "<svg viewBox=\"0 0 264 264\" xmlns=\"http://www.w3.org/2000/svg\"><path fill=\"white\" fill-rule=\"evenodd\" d=\"M5 10V9H4ZM1 17V16H0Z\"/></svg>",
	"mask_w": 264,
	"mask_h": 264
}]
</instances>
